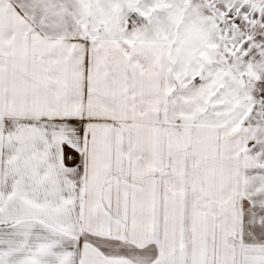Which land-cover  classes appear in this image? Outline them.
I'll use <instances>...</instances> for the list:
<instances>
[{"label": "snow or ice", "instance_id": "6c2138e0", "mask_svg": "<svg viewBox=\"0 0 264 264\" xmlns=\"http://www.w3.org/2000/svg\"><path fill=\"white\" fill-rule=\"evenodd\" d=\"M0 264H264V0H0Z\"/></svg>", "mask_w": 264, "mask_h": 264}]
</instances>
